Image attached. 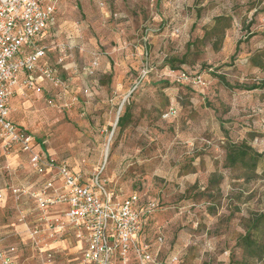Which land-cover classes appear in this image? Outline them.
I'll return each instance as SVG.
<instances>
[{
    "label": "rangeland",
    "instance_id": "obj_1",
    "mask_svg": "<svg viewBox=\"0 0 264 264\" xmlns=\"http://www.w3.org/2000/svg\"><path fill=\"white\" fill-rule=\"evenodd\" d=\"M57 6L44 62L66 88L45 80L21 86L11 120L114 200L134 194L158 202L143 234L155 263L131 255L129 264H264V253L255 262L240 245L264 216V159L248 173L229 168L225 154L229 142L264 153V89H240L264 82V0ZM7 165L17 177L28 171L0 153V168ZM20 212L13 197L0 204L1 233ZM18 244L9 238L0 248L24 250ZM73 253L57 255V264H74ZM22 254L23 264H34Z\"/></svg>",
    "mask_w": 264,
    "mask_h": 264
},
{
    "label": "built area",
    "instance_id": "obj_2",
    "mask_svg": "<svg viewBox=\"0 0 264 264\" xmlns=\"http://www.w3.org/2000/svg\"><path fill=\"white\" fill-rule=\"evenodd\" d=\"M57 10V0H0V150L5 157L25 154L33 175L49 176L33 185L8 188L16 203L31 196L35 206L34 224L27 223L22 212L17 222L27 225L31 258L37 264H57L53 247L67 236L81 254L74 264H129L131 255L155 263L143 234L158 202L143 204L134 194L114 200L112 194L98 192L79 172L36 150L35 137L10 118L13 89L32 88L35 74L56 88H66L56 69L39 65L46 47L37 44L57 26ZM10 172L8 165L0 168V181ZM57 207L64 209L57 213ZM0 264H18L13 248H0Z\"/></svg>",
    "mask_w": 264,
    "mask_h": 264
},
{
    "label": "crops",
    "instance_id": "obj_3",
    "mask_svg": "<svg viewBox=\"0 0 264 264\" xmlns=\"http://www.w3.org/2000/svg\"><path fill=\"white\" fill-rule=\"evenodd\" d=\"M56 19H57V15H56ZM57 23H58V20H56ZM56 28L53 27L48 34H46L44 37L43 40H41L37 45L38 46H43V47H46V43H45V40H47L50 36V33L52 31H54ZM47 48V47H46ZM45 58V56H44ZM44 58H42L40 61H39V65H47L45 62H44ZM33 78H35V82L37 80H40V81H43L39 78H37V74H35L33 76ZM20 88H14L13 89V94H16L17 91L19 90ZM11 99V98H10ZM10 108H11V100H10ZM11 118V116H10ZM14 123V122H13ZM15 124V123H14ZM16 125V124H15ZM19 129H25L26 131H28L30 133V131L28 129H26L25 127L23 126H18L16 125ZM36 140V139H35ZM36 144H37V148L36 150H39L41 153L45 154V155H48L51 157L50 153L48 150L45 149V147L43 146L42 142H40L39 140H36ZM1 147V146H0ZM0 153H1V150H0ZM12 156V161H14L17 166L15 167V169L19 170V169H22V167H25L26 169L28 168V165H27V156L25 154H21L19 152H12L10 154ZM67 166V165H66ZM70 168L71 170L75 171L74 169H72L70 166L68 167ZM28 171H26L22 178L19 176L17 177L16 175V171L15 172H11L9 174H4L5 178H3L1 181L3 182L4 179H6V183L2 184L0 183V190L1 192H3V198L0 200V204H2V206H5L8 202L9 199H12V196H11V192L8 190L9 187L11 186H19V187H23V186H29L30 184L33 185L35 182H38V181H41L43 179H48L49 176H45V177H37L36 175H33L29 169H27ZM0 181V182H1ZM98 192H101V191H106L104 188H101V187H98ZM107 192V191H106ZM132 195V194H131ZM130 197V196H129ZM128 198V197H127ZM126 199V198H125ZM124 200V199H122ZM20 206L23 207L24 209V213H25V217H26V222L29 223L30 225L34 224L35 223V219H36V216H35V206L33 204V200L31 198V196H27V197H24L21 202H20ZM64 207H57L55 208L56 212L59 213L61 210H63ZM55 212V213H56ZM53 213V214H55ZM17 222V220H16ZM28 224V225H29ZM12 230L9 231V232H4V233H1L0 231V243L3 245L4 242L8 241V239H12V238H16L19 240V244L18 245H23L24 247V250L21 251V248H15L14 249V253H15V258H16V261L18 264H23L22 260L24 259L23 258V251L26 252V260H29L31 259L32 261H34V264H37V262L35 260H33L31 258V252H30V248H29V240H28V237L26 236V229H27V225L26 224H20V223H16V224H13L12 225ZM2 228L0 227V230ZM68 246V247H66ZM54 251L56 252V255H59V254H62L63 252H65V250H73L74 253L72 254V256H75V255H81L80 253H77L76 251V248H75V242L73 240V238L71 237H63L58 243H56V245H54ZM69 248V249H68ZM18 251L21 252L18 253ZM21 256H20V255ZM78 256V257H79Z\"/></svg>",
    "mask_w": 264,
    "mask_h": 264
},
{
    "label": "trees",
    "instance_id": "obj_4",
    "mask_svg": "<svg viewBox=\"0 0 264 264\" xmlns=\"http://www.w3.org/2000/svg\"><path fill=\"white\" fill-rule=\"evenodd\" d=\"M217 78L220 79L221 83L225 87H230L226 83L224 77L219 76ZM240 89H243L245 91L263 90L264 82L259 85L250 86V88ZM124 111L125 112L123 113V115L118 117L117 123L115 125L118 128L125 127L129 119L130 111L127 108ZM225 152L226 162L229 168H238L239 166L248 173H253V171H255L256 169L257 163L264 159V153H257L245 142H229L226 145ZM261 227L264 228V216H260L253 220L251 227L247 229L248 231L240 241V245L243 247L244 252L248 256H250L249 258H251L252 261L255 262L257 259L261 258V255L264 253V230L262 231Z\"/></svg>",
    "mask_w": 264,
    "mask_h": 264
},
{
    "label": "water",
    "instance_id": "obj_5",
    "mask_svg": "<svg viewBox=\"0 0 264 264\" xmlns=\"http://www.w3.org/2000/svg\"><path fill=\"white\" fill-rule=\"evenodd\" d=\"M120 109H121V106H120L119 109H118V111H119L118 114H120V112H121ZM118 117H119V116H118ZM118 117L116 118V120H115V124H114V125H116L117 120H118ZM112 135H113V132L111 133L109 140L111 139ZM105 158H106V156H105Z\"/></svg>",
    "mask_w": 264,
    "mask_h": 264
}]
</instances>
